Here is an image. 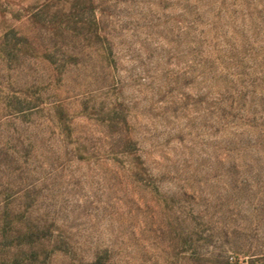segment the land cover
Masks as SVG:
<instances>
[{
  "label": "rangeland",
  "instance_id": "rangeland-1",
  "mask_svg": "<svg viewBox=\"0 0 264 264\" xmlns=\"http://www.w3.org/2000/svg\"><path fill=\"white\" fill-rule=\"evenodd\" d=\"M88 1L0 0V264H264V0Z\"/></svg>",
  "mask_w": 264,
  "mask_h": 264
},
{
  "label": "trees",
  "instance_id": "trees-1",
  "mask_svg": "<svg viewBox=\"0 0 264 264\" xmlns=\"http://www.w3.org/2000/svg\"><path fill=\"white\" fill-rule=\"evenodd\" d=\"M179 2L187 3L190 0H177ZM89 4H92V1H88ZM103 18L99 17L96 24L102 25ZM95 36L97 39L104 40L107 38L106 33L100 27L95 31ZM106 41V39H105ZM253 93L257 92V89L260 90L258 93L246 96L245 94H239L235 99H226V105L231 111L236 110L237 113H243L241 116L242 125L247 129H250L252 133L258 134V131L264 129V83L259 86L252 85ZM223 87H227L226 84ZM261 87V88H259ZM245 112V113H244ZM87 264H102L99 259Z\"/></svg>",
  "mask_w": 264,
  "mask_h": 264
}]
</instances>
